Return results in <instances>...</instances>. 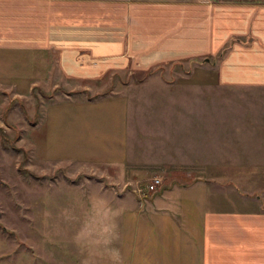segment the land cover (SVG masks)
Segmentation results:
<instances>
[{"label":"rangeland","instance_id":"1","mask_svg":"<svg viewBox=\"0 0 264 264\" xmlns=\"http://www.w3.org/2000/svg\"><path fill=\"white\" fill-rule=\"evenodd\" d=\"M53 60L0 54V264H138V219L187 195L264 215V91L221 86L213 60L81 81Z\"/></svg>","mask_w":264,"mask_h":264},{"label":"crops","instance_id":"2","mask_svg":"<svg viewBox=\"0 0 264 264\" xmlns=\"http://www.w3.org/2000/svg\"><path fill=\"white\" fill-rule=\"evenodd\" d=\"M119 10L121 53L108 54L113 43L94 40L112 41ZM3 52L53 56L72 81L213 60L221 86L264 91V0H0ZM186 199L184 216L138 219L134 238L123 237L138 264H264V215Z\"/></svg>","mask_w":264,"mask_h":264},{"label":"built area","instance_id":"3","mask_svg":"<svg viewBox=\"0 0 264 264\" xmlns=\"http://www.w3.org/2000/svg\"><path fill=\"white\" fill-rule=\"evenodd\" d=\"M160 182L161 180L158 177H154L150 185V190H154L160 184Z\"/></svg>","mask_w":264,"mask_h":264}]
</instances>
